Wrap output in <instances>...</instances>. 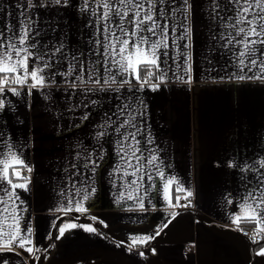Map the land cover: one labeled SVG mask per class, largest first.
<instances>
[{
	"label": "crops",
	"instance_id": "1",
	"mask_svg": "<svg viewBox=\"0 0 264 264\" xmlns=\"http://www.w3.org/2000/svg\"><path fill=\"white\" fill-rule=\"evenodd\" d=\"M136 2L0 0V57L10 52L11 64L26 53L9 45L27 49L29 72L45 78L29 94L11 82L23 69L0 72L9 78L0 93V249H12L0 264H264V231L260 242L238 232L264 223H234L264 207V45L242 57L237 43L239 28L260 30L264 0H247L252 25L237 23L244 0ZM137 10L167 25L166 37L142 26L133 38L147 37L142 48L167 44L154 75L140 72L143 84L106 51L113 33L127 38L119 25L134 30ZM68 224L77 227L61 236ZM20 238L30 242L20 248Z\"/></svg>",
	"mask_w": 264,
	"mask_h": 264
},
{
	"label": "snow or ice",
	"instance_id": "2",
	"mask_svg": "<svg viewBox=\"0 0 264 264\" xmlns=\"http://www.w3.org/2000/svg\"><path fill=\"white\" fill-rule=\"evenodd\" d=\"M60 0H56V3H59ZM152 2V0H150V3ZM162 2V0H161ZM185 3H187V0H184ZM244 5L246 6H242V10H241V19L239 21H237L238 24H243V23H248L249 25H252L255 21V18L253 20H249L247 18V16L245 15L246 13H249L252 10V5L247 3V0H244ZM105 8H108L109 5L107 3H105L104 5ZM132 7L135 9H142V5L140 4L139 0H137L136 3L132 4ZM256 7H259L261 9L262 12H264V3H258L256 5ZM120 19L121 21H123L126 17H128V12H124V13H120ZM105 18H107V13H105ZM259 20L264 21V16H260ZM151 22V26L148 27L147 23ZM129 23L134 25V30L130 31V32H125L124 28H123V24L119 25V29L120 32L123 33V35L127 38H121L120 36H116L115 33H113V36L115 37L114 41H112L109 45L108 48H106V51H108V49H111L110 54L113 57L119 56L120 60L119 61H115L116 63H120L121 68L123 69V71H133L135 73V79L138 81H141V76H140V68L141 65H143V67L145 69H147V77H151L152 75H154V73L150 70L149 66H153L156 67L157 69L159 68V64H158V58L156 57V50L159 49L161 47V45L163 44L164 47H167V44H165L163 41H157L156 43L150 45V47L148 48H142L141 45L144 44L146 45L148 43L147 41V37L141 36L139 42H137L135 39V37H137L139 31L141 30L142 26H144L143 30L152 33L153 35H155V31L157 28H161L162 26L159 25L156 22L155 16L154 14H151L150 12L146 13L143 18L140 17V11L137 10L134 13V17L129 19ZM259 27V31H257L256 27H250L247 32L245 30V28L241 27L239 28V33L240 34H245L244 39L242 41H237V43H243L244 45V52H241L240 55L243 57L245 56V54L250 50L249 49V45H254V44H261L264 45V39H259V40H250L249 37L250 36H257V37H264V23H259L258 24ZM105 31H107V29H105ZM162 31L165 35V37L167 36V25H164L162 27ZM27 38V31L24 32V35L20 38L19 43L23 44L25 42ZM231 43V41H229ZM3 47V44H0V48ZM9 47L15 49L16 55L19 56L21 52L26 53L23 57L22 60H17L14 63H7L9 61L12 60V54L10 52H4L3 57H0V60L4 61V63L0 64V72L3 73H16L18 69H23V75H16L15 77L12 78L11 82L15 83V84H19V85H27L28 86V92L29 94L31 93L32 89L38 88V87H43L44 82H45V78L43 75H40V73L43 71V69L40 68H33L30 72L28 70V58L31 55V53L28 52L27 49L24 48H20V49H16L15 45H9ZM251 51L255 52L256 49L252 48ZM163 55H167V53H163ZM241 64L244 63L243 60L240 61ZM251 64L253 66H255L257 64L256 60H252ZM45 67H47V65H45ZM29 77L31 78L32 83L28 84V80ZM239 79H244V76H240L238 77ZM113 82H115V77H112ZM96 83H100L99 80L95 81ZM147 80H143L141 81V83H146ZM7 83H9V78L7 76L3 77L2 79H0V93H3L5 91L4 85H6ZM105 84L108 83L107 80L104 81ZM124 83H131V81H124ZM153 87L155 88L156 85H153ZM10 91L15 94V95H19V91L16 88H11ZM3 104L0 103V107H2ZM135 137L133 136V139ZM133 156H135V153L132 154ZM131 159V158H130ZM137 160H139V157H136ZM153 160H155V157L152 158ZM16 163L19 164H23V161L21 160H16ZM149 163H152V161H149ZM132 165L129 164V167H131ZM7 168H8V164L5 162L4 163V176H7ZM29 171H31V169H28ZM138 171V169H137ZM17 175H19V173H16ZM135 174V173H133ZM9 183H11V181H8ZM169 183H171V181H169ZM13 187H25V185H13ZM181 189H177V191H180ZM192 193L188 192V195L190 196ZM84 199H87V196H85ZM180 197L177 196L176 200L179 201ZM71 203V202H70ZM261 204L264 205V197H262L261 200ZM141 207H143V205L141 204ZM246 207L251 208V205H247ZM257 209L260 210V212L264 213V207H261L260 205L257 206V208H252V213L251 215L248 216H239L237 215L234 219V223L239 224L240 221L246 220L248 222H255L257 224H262L264 223V215H257ZM72 209H65L64 211H71ZM75 211L78 212H86L87 209H85L81 204L77 203ZM173 216L176 215V213H172ZM93 219H95V217H93ZM167 225H165L166 227ZM77 227L76 224H68L65 225L64 227H61L59 229L60 235L63 236L64 232H65V228H75ZM80 227H85L83 225H81ZM86 231L89 232H94L96 231L95 228L88 226L86 227ZM259 231H264V228H259L256 232V234H259ZM28 232H31V229H28ZM159 234V233H157ZM17 236H19V232H17ZM17 236H13L9 241L8 244H11L13 241L16 240ZM152 237H148L147 239H151ZM26 242H30V241H26L24 238H20V243H19V247L20 248H24V244ZM141 243H143L144 241L141 240ZM3 250H8L11 251L12 249L10 247H6L4 249H0V251ZM27 251L31 252L32 249L29 248L27 249ZM257 255H262L264 256V248H261L260 251L257 253Z\"/></svg>",
	"mask_w": 264,
	"mask_h": 264
},
{
	"label": "built area",
	"instance_id": "3",
	"mask_svg": "<svg viewBox=\"0 0 264 264\" xmlns=\"http://www.w3.org/2000/svg\"><path fill=\"white\" fill-rule=\"evenodd\" d=\"M21 176L26 177V172L21 170ZM185 204L187 205L188 208H191V206L186 204V201H182L180 205ZM238 232L240 233L241 236L247 238L250 241L253 242H260L262 241V236L259 233L258 235L256 234L257 230L254 225L248 224V225H240L238 226Z\"/></svg>",
	"mask_w": 264,
	"mask_h": 264
},
{
	"label": "trees",
	"instance_id": "4",
	"mask_svg": "<svg viewBox=\"0 0 264 264\" xmlns=\"http://www.w3.org/2000/svg\"><path fill=\"white\" fill-rule=\"evenodd\" d=\"M140 72H141V74H144V73H146L147 72V69H145L144 67H143V65L141 66V68H140ZM186 211V210H185ZM191 212H194L195 214L197 213V212H195L194 210H192ZM197 215V214H196Z\"/></svg>",
	"mask_w": 264,
	"mask_h": 264
},
{
	"label": "water",
	"instance_id": "5",
	"mask_svg": "<svg viewBox=\"0 0 264 264\" xmlns=\"http://www.w3.org/2000/svg\"><path fill=\"white\" fill-rule=\"evenodd\" d=\"M188 211H192V210H188ZM68 217V216H67Z\"/></svg>",
	"mask_w": 264,
	"mask_h": 264
}]
</instances>
